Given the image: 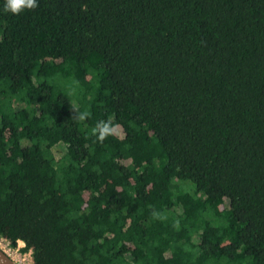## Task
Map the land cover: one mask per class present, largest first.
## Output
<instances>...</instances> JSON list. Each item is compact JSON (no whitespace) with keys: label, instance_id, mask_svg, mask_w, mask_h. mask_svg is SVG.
<instances>
[{"label":"trees","instance_id":"obj_1","mask_svg":"<svg viewBox=\"0 0 264 264\" xmlns=\"http://www.w3.org/2000/svg\"><path fill=\"white\" fill-rule=\"evenodd\" d=\"M5 4L0 237L33 264H264V0Z\"/></svg>","mask_w":264,"mask_h":264},{"label":"clouds","instance_id":"obj_2","mask_svg":"<svg viewBox=\"0 0 264 264\" xmlns=\"http://www.w3.org/2000/svg\"><path fill=\"white\" fill-rule=\"evenodd\" d=\"M36 6L37 0H6L5 11L11 12L12 14H19L25 8L31 9ZM86 115V113L81 114L79 118L83 120ZM103 131L105 134L109 131L106 124L103 125ZM100 138L102 139L103 137L101 136Z\"/></svg>","mask_w":264,"mask_h":264},{"label":"built area","instance_id":"obj_3","mask_svg":"<svg viewBox=\"0 0 264 264\" xmlns=\"http://www.w3.org/2000/svg\"><path fill=\"white\" fill-rule=\"evenodd\" d=\"M0 247L10 256L12 257L13 253L18 252V250H15V248L10 246V243L6 241L3 237H0ZM29 255L31 257V261L28 262L25 255L22 257V254H19V258L16 261L18 264H33L32 260V252H29Z\"/></svg>","mask_w":264,"mask_h":264},{"label":"rangeland","instance_id":"obj_4","mask_svg":"<svg viewBox=\"0 0 264 264\" xmlns=\"http://www.w3.org/2000/svg\"><path fill=\"white\" fill-rule=\"evenodd\" d=\"M57 154L61 155L62 154V150L59 148V146L57 147ZM192 189L195 188L194 184H191ZM25 247V243L24 242H19L18 247L15 250H18V252L13 253L12 258L17 261L19 258V254H22V257L25 255V257L27 258V261L30 262L31 261V257L29 255V251H23V248Z\"/></svg>","mask_w":264,"mask_h":264},{"label":"water","instance_id":"obj_5","mask_svg":"<svg viewBox=\"0 0 264 264\" xmlns=\"http://www.w3.org/2000/svg\"><path fill=\"white\" fill-rule=\"evenodd\" d=\"M0 264H18L0 247Z\"/></svg>","mask_w":264,"mask_h":264}]
</instances>
